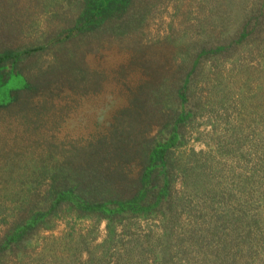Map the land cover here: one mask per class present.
I'll return each instance as SVG.
<instances>
[{
    "label": "trees",
    "instance_id": "1",
    "mask_svg": "<svg viewBox=\"0 0 264 264\" xmlns=\"http://www.w3.org/2000/svg\"><path fill=\"white\" fill-rule=\"evenodd\" d=\"M173 1L23 0L22 8L19 0H0V128L16 146L19 137L8 132L16 134L21 126L29 145L44 140L47 147L38 150V157L34 149L24 156L20 149L29 145L19 147L13 153L16 163L0 166V174L15 183L21 208L16 207L23 211L0 236V264L9 254L23 256L39 238L37 231L50 229L58 218H107L111 236L120 219L129 226L137 218L159 217L166 224L180 212L207 214L209 208L219 211L204 221L209 225L200 243L208 241L204 232L213 238L229 228L234 238L222 239L214 259L230 257L236 264L228 247L236 243L241 225L243 242L259 223L252 194L260 192L258 201L264 203V191L257 189L264 178V150L247 176L237 174L239 181L256 183L245 197L243 182L227 190L222 182L234 177L233 169L216 180L205 155L187 146L184 126L201 108L197 92L207 90L208 97L218 91L219 75L216 82L212 72L219 58L246 45L264 46V0H255L240 26L213 15L209 30L199 21L191 37L170 33L141 43L149 22ZM107 52L118 54L115 64L97 70L94 59ZM217 99L214 103L227 112L229 96ZM86 101L91 102L87 110ZM237 101L240 108L227 138L234 153L242 155L244 143L257 134L242 119L252 109L244 98ZM71 117L91 131L85 144L65 146L53 133ZM252 145L248 163L258 145L264 147V137ZM216 168L225 171L220 163ZM175 183L181 184L180 193ZM147 251L142 249L143 259ZM162 252L160 259L168 262L167 244Z\"/></svg>",
    "mask_w": 264,
    "mask_h": 264
},
{
    "label": "rangeland",
    "instance_id": "2",
    "mask_svg": "<svg viewBox=\"0 0 264 264\" xmlns=\"http://www.w3.org/2000/svg\"><path fill=\"white\" fill-rule=\"evenodd\" d=\"M19 1L23 8V0ZM236 1L232 4L230 0H174L166 11L163 10V13L149 22L141 43L145 44L152 38L157 39V36H165L170 33L174 37L183 39V36L191 37L194 35L193 24L199 21L204 24L206 30L213 28L212 19H210L213 15H219L227 23L231 21L230 25L235 27L247 19V15L249 16L254 7L255 0ZM237 9L240 10L237 12L238 16L235 13ZM107 53L103 59H94L93 62L98 68L97 70L106 69L115 64L114 55L118 56V54ZM215 74L219 75L220 79L217 84L218 91L214 93V96L209 92L212 97L210 95L207 97V90L197 92L199 95L196 100L201 102L199 103L201 108L197 110L194 118L184 126L185 140L187 146L193 147L196 152L201 151L205 155L204 159L207 160L216 180L221 177L218 175L233 169L234 177L230 176L225 179L226 181H222L226 182V190L236 188L235 186L239 182H243L242 184L246 186H244L245 188L241 186L245 190L242 193L245 197L250 196L251 193L247 191L252 184L255 186L256 183L249 184L244 180L239 181L241 178L237 177V174L243 172L247 176L248 170L257 166L254 165L256 158L264 150L263 146L258 145L254 160L247 162L248 153H254L256 148L252 144L258 143L261 137H264V46L247 47L246 45L238 52L226 51L219 58L217 66L212 72V77L218 82ZM217 95L220 98L227 95L231 99L232 104L227 112L217 105ZM239 97L244 98L245 104H248L252 109H246L242 119L245 124L250 122L252 130L257 134L256 138L250 137L244 143L242 155L240 152L234 153V147L230 145V140L227 138L228 129L235 121L236 112L240 108L239 101H237ZM90 103L86 101L82 107L87 110L91 107ZM103 105L98 106V109H101L99 115L101 118ZM80 116L82 117V115ZM104 118L106 117H103V120ZM69 123L63 127L60 125L58 128H54L55 132L53 133L58 140L63 141L65 146L69 143L85 144L91 132L89 128L73 117L70 118ZM4 132L7 131L0 128V166L11 162L16 163L17 158L13 154L14 151L19 152V147L28 146L30 137L25 135L27 130L21 126L15 130L16 134L10 130L8 133L11 136L19 137L16 146ZM33 138L31 137V139ZM38 142L39 146L37 145V147L31 144L24 149L25 151L20 149L24 156H29L27 151L34 149L37 151L34 152L33 157H38V150L47 149L44 140H38ZM246 150L247 156L244 155ZM219 163L225 168V171L221 173L216 171V166ZM0 175V178L5 175L3 179L6 180L5 184L0 182V236H2L11 224L18 220L17 217L21 216L23 211L21 209L19 212L16 207L21 208L20 200L15 195L17 189L15 183H10L11 179L6 174L1 173ZM257 189L264 191V178L262 185ZM174 190L176 193H180L181 184L175 183ZM258 193L252 194L256 200L252 210L258 217L259 223L255 224L254 228L252 227L251 236L243 242L240 240L243 239L246 228H242L241 225L237 239H234L236 243L228 247L229 253L235 254L236 264H264V203L258 201L261 197ZM257 204H261V206H257ZM206 210L207 214L201 209H197L195 212L192 210L193 212L191 211L188 215L185 212H180L177 220L166 224L159 217L137 218L129 226L126 225L129 221L120 219L115 223L111 236L108 235L107 218H70L68 216L58 218L50 229L37 231L40 235L39 238L30 250L23 252V256L18 257L17 253L9 254L4 262L5 264H233L230 257L224 261L219 260L220 256L214 259V250L222 246V239L234 238L235 234L229 228L222 227L217 237L213 238L207 235L208 231L204 232V238H208V241L200 243L203 237L201 231L204 226L209 225L207 221H204L210 220L209 216L212 212L219 211V209L213 208ZM107 242L109 243L106 244ZM165 244L170 252L168 262L160 259V252ZM143 248H148L146 259H143L141 254ZM209 248L212 249L209 250Z\"/></svg>",
    "mask_w": 264,
    "mask_h": 264
}]
</instances>
